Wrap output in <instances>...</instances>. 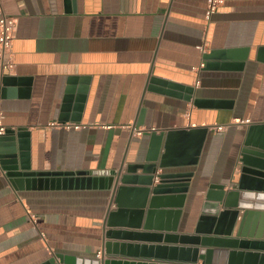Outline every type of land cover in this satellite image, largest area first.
<instances>
[{
  "label": "crops",
  "instance_id": "crops-1",
  "mask_svg": "<svg viewBox=\"0 0 264 264\" xmlns=\"http://www.w3.org/2000/svg\"><path fill=\"white\" fill-rule=\"evenodd\" d=\"M0 10L17 19L1 122L28 132L32 170L124 175L144 163L152 131L207 128L196 164L174 150L163 170L190 174L184 198L155 207L180 215H155L146 230V213L138 229L131 214L106 226L112 190H17L0 168V264L138 262L149 246L195 247L182 237L194 235L209 188L230 190L247 127L264 124V0H224L209 22L205 0H0ZM110 230L129 234L106 238ZM263 233L264 211L240 209L227 238ZM110 242L130 247L106 257Z\"/></svg>",
  "mask_w": 264,
  "mask_h": 264
},
{
  "label": "water",
  "instance_id": "water-1",
  "mask_svg": "<svg viewBox=\"0 0 264 264\" xmlns=\"http://www.w3.org/2000/svg\"><path fill=\"white\" fill-rule=\"evenodd\" d=\"M259 52L262 57L264 54H261L262 51ZM211 54H206L205 58L210 57ZM206 133V127L167 130L159 133L152 131L144 163L129 167L127 174H116L114 177V174L113 176H97L84 171L32 170L28 132L23 129L18 131L6 129L0 134V168L17 190H112V202L117 208L108 212L106 226L113 227L120 222L126 223L125 216L131 214L135 218L132 227L138 229L146 213L143 227L146 230L150 227V219L155 215L160 216L165 213L180 215V210L165 212L156 210L155 207L162 200H170L172 194H178L177 198H184L190 174L163 172V170L169 167L168 158L174 150L183 155V158L189 156L188 161L196 164ZM240 163L238 179L231 184L230 190L225 191L224 184L209 188L194 235L182 237L187 243L196 245L195 247L149 246L147 248L149 251L154 250L152 257L147 254V257H141L138 262L104 257L86 261L58 255L43 264H83L84 262L91 264H196L199 259L202 260V264H264V233L262 240L227 238L232 234L240 209L264 211V124H251L247 127ZM137 169L142 170L141 175L132 174ZM158 169L162 171L159 174H157ZM118 183H120L119 186ZM150 193L151 197H149ZM130 201L136 208L133 211L126 208ZM146 207H148L147 210H145ZM127 234L129 233L110 230L107 231L106 238L125 237ZM136 235L150 237V234ZM151 236L156 239L161 237L160 234ZM165 238H174V236L167 234ZM220 246L256 252L223 250L219 248ZM126 247L130 245L107 243L105 255L111 257L120 253L123 256ZM118 249L120 252L117 251ZM161 257H168V263L158 262Z\"/></svg>",
  "mask_w": 264,
  "mask_h": 264
},
{
  "label": "built area",
  "instance_id": "built-area-1",
  "mask_svg": "<svg viewBox=\"0 0 264 264\" xmlns=\"http://www.w3.org/2000/svg\"><path fill=\"white\" fill-rule=\"evenodd\" d=\"M223 3L224 0H205L204 18L206 22L210 21L211 16ZM16 29L17 19L0 10V72H6L7 74H11L15 68L13 41L15 39ZM199 49L201 52H204L205 44L199 46ZM2 117L3 112L0 110V134L6 130L1 122ZM65 127L70 128V125H65ZM32 219L36 224L34 216Z\"/></svg>",
  "mask_w": 264,
  "mask_h": 264
}]
</instances>
